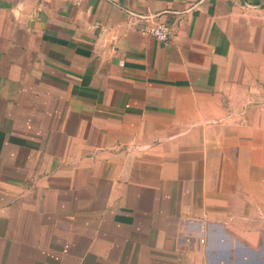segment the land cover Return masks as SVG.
Returning a JSON list of instances; mask_svg holds the SVG:
<instances>
[{
  "label": "crops",
  "instance_id": "obj_1",
  "mask_svg": "<svg viewBox=\"0 0 264 264\" xmlns=\"http://www.w3.org/2000/svg\"><path fill=\"white\" fill-rule=\"evenodd\" d=\"M0 264H264V0H0Z\"/></svg>",
  "mask_w": 264,
  "mask_h": 264
},
{
  "label": "built area",
  "instance_id": "obj_2",
  "mask_svg": "<svg viewBox=\"0 0 264 264\" xmlns=\"http://www.w3.org/2000/svg\"><path fill=\"white\" fill-rule=\"evenodd\" d=\"M152 18L151 16L149 17ZM149 34L160 42H169L174 35V29L165 22L152 21Z\"/></svg>",
  "mask_w": 264,
  "mask_h": 264
}]
</instances>
